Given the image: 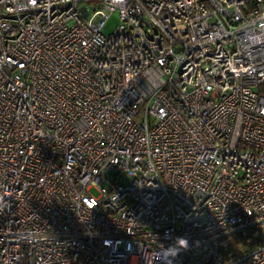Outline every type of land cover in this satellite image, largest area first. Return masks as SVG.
<instances>
[{"label":"built area","instance_id":"2783aa9c","mask_svg":"<svg viewBox=\"0 0 264 264\" xmlns=\"http://www.w3.org/2000/svg\"><path fill=\"white\" fill-rule=\"evenodd\" d=\"M84 1L0 0V264H264V0Z\"/></svg>","mask_w":264,"mask_h":264},{"label":"clouds","instance_id":"9594fccd","mask_svg":"<svg viewBox=\"0 0 264 264\" xmlns=\"http://www.w3.org/2000/svg\"><path fill=\"white\" fill-rule=\"evenodd\" d=\"M189 247V242L184 237H175L173 243L165 247L161 244L159 251L156 253V264H173L175 258Z\"/></svg>","mask_w":264,"mask_h":264},{"label":"rangeland","instance_id":"374dc122","mask_svg":"<svg viewBox=\"0 0 264 264\" xmlns=\"http://www.w3.org/2000/svg\"><path fill=\"white\" fill-rule=\"evenodd\" d=\"M84 3L87 6L92 5V7L96 9L101 6V1L99 0H86L84 1ZM118 23H119V17H118L117 12L110 13L104 22V25L102 27V32L105 34L111 33L115 29V27L118 25ZM109 179L112 180L113 177L111 178L109 175ZM103 186L110 188V184L108 182H104ZM91 192L93 194H96V191L94 189H91Z\"/></svg>","mask_w":264,"mask_h":264},{"label":"trees","instance_id":"16d2710c","mask_svg":"<svg viewBox=\"0 0 264 264\" xmlns=\"http://www.w3.org/2000/svg\"><path fill=\"white\" fill-rule=\"evenodd\" d=\"M232 241V248L236 253H240L241 251L251 247L254 244V240L251 235V231L247 230L243 232H235L230 235Z\"/></svg>","mask_w":264,"mask_h":264}]
</instances>
